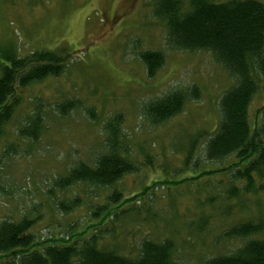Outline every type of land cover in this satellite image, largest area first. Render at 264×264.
Segmentation results:
<instances>
[{"label": "rangeland", "instance_id": "1", "mask_svg": "<svg viewBox=\"0 0 264 264\" xmlns=\"http://www.w3.org/2000/svg\"><path fill=\"white\" fill-rule=\"evenodd\" d=\"M43 49L64 56L65 68L17 88L19 102L0 132V220L28 216L38 240L66 237L95 223L91 211L112 188L79 183L60 191L54 181L78 161L92 165L105 152L103 125L119 113L138 170L114 185L123 193L116 204L124 197L130 201L92 229L105 235L101 246L135 257L142 239L170 238L179 264H199L243 243L225 237V231L264 220L263 194L231 198L228 189L242 181L225 172L200 174L231 158L206 162L198 149L184 160L193 135L211 131L219 120L218 100L233 78L208 51L171 48L152 0H0V53L13 50L21 57ZM145 49L164 55L151 78L138 58ZM193 86L197 97L188 98L179 114L159 125L146 118L145 104ZM67 100L76 105L60 115L57 104ZM263 100L261 85L250 121ZM34 114L42 129L31 141L19 129ZM202 145L199 140L195 147ZM74 197L79 205L61 212L58 202Z\"/></svg>", "mask_w": 264, "mask_h": 264}, {"label": "trees", "instance_id": "2", "mask_svg": "<svg viewBox=\"0 0 264 264\" xmlns=\"http://www.w3.org/2000/svg\"><path fill=\"white\" fill-rule=\"evenodd\" d=\"M152 2L153 16L164 23L166 42L171 48L208 51L233 78V84L219 97V120L211 131L193 135L184 160L198 149V155L206 162L220 164L231 158L222 167L200 174L225 172L232 180L242 181V186L232 185L228 189L231 198L257 192L264 195V100L256 109L254 119H249L253 97L264 85V3L259 0ZM138 58L149 78L164 61L163 53L154 49L141 50ZM65 61L64 56L47 49L21 57L13 50L0 53V132L19 102L17 88L60 75ZM192 97H197L194 86L172 90L145 104L143 111L151 124L159 125L179 114L186 100ZM75 105L74 100H67L57 104V111L66 115ZM40 119L34 114L29 123L19 129V134L36 140L42 129ZM121 121L119 113L104 123L105 152L97 155L92 165L78 161L54 181L60 191L79 183L112 188L105 203L91 211L92 218L97 221L66 237L38 240L30 230L33 220L28 216L17 221L2 219L0 264H179L174 259L175 246L170 238L159 242L142 239L137 255L129 257L101 246L105 235L92 231L102 224L103 218L116 216V211L130 201L124 197L116 204L123 193L114 188L120 179L138 170ZM199 140L203 141L201 149L195 147ZM79 202L78 197L62 200L58 208L67 213ZM223 235L229 239H243V243L233 252L211 256L199 264H264V220L241 222Z\"/></svg>", "mask_w": 264, "mask_h": 264}]
</instances>
